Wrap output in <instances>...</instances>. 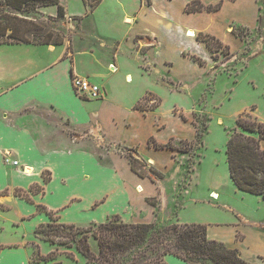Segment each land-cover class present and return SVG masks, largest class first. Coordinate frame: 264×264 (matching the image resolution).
I'll return each instance as SVG.
<instances>
[{
	"label": "rangeland",
	"instance_id": "obj_1",
	"mask_svg": "<svg viewBox=\"0 0 264 264\" xmlns=\"http://www.w3.org/2000/svg\"><path fill=\"white\" fill-rule=\"evenodd\" d=\"M92 1L95 0H85L88 5ZM140 1L104 0L102 6L91 11L82 0H60L66 8L82 18L81 25L77 16L73 19L70 18L71 13L68 16L66 9L63 16L52 13L55 5L37 6L21 14L16 11L28 19L20 23L19 36L35 42H51L62 37L74 50L76 66L81 70L104 71L105 57H115L118 43L111 42L110 51L100 44L111 41V35L122 37L127 43L120 53L123 69L112 74L114 76L110 75V79H99L108 82L105 85L112 90L113 97L108 105H93L87 109L91 117L89 123L72 124L56 110L40 105L25 109L21 120L32 126L44 150L59 147L86 149L107 166L119 159L125 169L128 168L127 160L122 156L131 152L136 156V152L139 154L138 146L144 155L151 151L147 145L150 135L160 142L169 139L176 147L183 145L181 137H196L189 141L192 145H185L188 146V156L184 161L179 160L182 170L177 182L173 177L175 166L166 165L170 155L162 152L165 149L156 153L157 163L139 155L140 161L145 164L142 168L154 178V181H141L142 191L135 196L137 207L143 209L139 214L140 220L167 224L173 220L182 202V191L187 183L192 184L196 191H205L209 187L205 176L208 169L206 162L211 158H217L221 163L226 161V143L230 131L237 127V111L250 106L243 112L255 117L252 110L257 106L259 120L264 122V0H223L218 11L203 10L196 15L184 13L185 10L183 12L185 3L191 0H154L155 9L149 6L151 10L139 14L140 27L155 32L145 38L149 46L138 47L142 60L126 40L132 30L121 21L125 12L135 10L134 14L139 13ZM219 1L202 0L205 4ZM2 11L0 3V13ZM167 13L171 17L170 25H166V19H163ZM158 17L164 21L162 24ZM187 22L199 28L195 37L187 36L186 29L177 26ZM72 24L80 25L84 32L73 34ZM200 31L218 35L224 45L230 46V50L221 46L216 52L210 51L201 40ZM19 41L0 34V42ZM88 46L96 48V55L91 56L85 51ZM151 47H154L153 51L147 55ZM191 55L201 57L204 63L200 64ZM113 64L118 66L115 61H111L109 66ZM127 72L132 76L127 80L126 75L129 83L125 82ZM75 91L84 98L77 89ZM134 100L137 101L131 106ZM114 117L118 123L113 121ZM218 118L223 119V125L218 123ZM207 127L209 131L203 139V164L200 166L194 157L196 148L202 143V138L198 140L197 134L205 132ZM14 166L21 170L25 167L21 164ZM151 168L160 171L163 177L149 171ZM62 173L75 175L76 172L73 168L70 172ZM49 175L48 172L44 173L48 178ZM107 176H110L109 171ZM160 187L163 191L166 189L165 194L169 198H174L172 213L168 214L166 203L162 204L159 198ZM19 190L16 189L15 193ZM1 192L5 196L0 195V243L7 246L3 255L5 258L10 255L7 259H11L12 264H96L88 262L78 249V241L83 240L85 235L92 250L97 253V240L93 237L92 229L88 228L95 222L61 223L54 216L50 222L38 228L35 227L36 216L20 221L17 207L11 208L6 201L10 191ZM144 195H156L160 199L159 205L153 209L145 204ZM124 216L121 215L123 219L127 218ZM37 251L44 255L54 251L57 257L33 262V255Z\"/></svg>",
	"mask_w": 264,
	"mask_h": 264
},
{
	"label": "crops",
	"instance_id": "obj_2",
	"mask_svg": "<svg viewBox=\"0 0 264 264\" xmlns=\"http://www.w3.org/2000/svg\"><path fill=\"white\" fill-rule=\"evenodd\" d=\"M82 1L91 11L104 3V0H101L94 9H91L84 0ZM144 1H140L137 9L139 10L138 14H134L135 10L131 13L125 12L121 18V21L129 25L132 30L126 36V40L129 41L140 59L139 45L140 47L149 46V42L145 38L150 34H155V32H149V30H143L140 27L139 14L144 10H151L149 6L155 9L154 0L151 3ZM184 6L186 7V5ZM55 7L56 9H52V13H57V6L55 5ZM65 9L68 16L72 14L71 19L77 16L81 25L82 18L76 15V12H72L66 7ZM184 10L185 8H183V12ZM200 12L202 11L192 13L196 15ZM128 17L132 19L131 22L127 21ZM158 18L162 24L164 21L160 17ZM163 19H166V25H170L169 22L172 23L168 13ZM80 25L72 24L73 34L84 32ZM177 26L186 29V32L188 29L195 30L196 34L199 32V28L193 23L187 22ZM109 38L111 41H102L100 46L108 47L109 50L111 42L115 41L118 44L114 52L115 57H105L104 71L78 69L74 50L64 41L61 44L53 41L0 42V195L5 196L1 191H10L6 201L10 203L11 208L17 207L20 221L36 216L35 227H37L42 223L50 222L54 216L63 223L88 224L104 222L110 215H119L120 217L125 215L127 218L121 217L125 221L145 222L140 220L139 214L143 209L137 207L135 196L138 191H142L141 181L149 179L138 176L131 169L130 161L126 156L121 155L127 160L128 168L125 169L119 159L113 160L114 164L107 166L92 151L86 149L68 150L65 147H59L44 150L40 146V141L35 137L32 126L21 120L25 109L40 105L56 110L69 119L72 124L89 123L91 117L88 116L87 109L93 105H108L113 97L112 90L105 85L108 82L99 79L103 77L110 79V75L114 76L112 74L123 69L120 53L127 43L122 37L116 35H111ZM153 48H148L147 55L153 51ZM95 49L93 46H88L85 51L92 56L96 55ZM111 61H115L118 66L114 64L109 66ZM139 62H137L138 67H140ZM141 72L143 73V71ZM75 75L88 77L92 82L99 84L104 90L103 97L94 100L81 98L72 84V78ZM126 75L131 74L130 72L125 74V82L129 83L126 81ZM137 100H134L131 106ZM249 108L250 106H246L239 109L236 118L239 113ZM257 109L256 106L252 111L259 120ZM113 121H117V119L114 117ZM218 123L223 125V119L218 118ZM208 131L209 127L202 136L201 146L194 152L196 163L200 166L203 164L201 160L203 139ZM151 137L155 138L158 143H167L169 140L160 142L154 135H150L148 138ZM229 137L230 133L228 139ZM181 138L190 141L196 139V137ZM149 139L147 145L151 151L144 155L138 146L139 154H136V157L140 158L141 154L147 160L157 163L156 153L165 149L166 151L162 152H167L170 155L169 163L166 165L175 166L173 177L177 182L182 170L179 160L184 161L188 156V151L171 148L157 149L149 145ZM262 146L264 147V141ZM226 149L227 143L225 162L221 163L217 158H211L206 162L208 169L205 176L208 178L209 184L207 190L196 191L190 183L184 187L183 199L176 209L174 219L181 223L205 224L207 236L210 239L237 248L240 255L247 261L264 264V195L252 194L238 188L230 176ZM8 155L18 159L21 165H25L23 171L14 165L5 163L4 157ZM26 167L32 168L33 172L26 173ZM73 168H75V175L62 173L63 171L70 172ZM108 171L109 177L107 176ZM45 172L50 174L48 181L44 179ZM35 185H40L42 190L30 191L31 187ZM139 188L141 189L139 190ZM16 189L27 191L31 199L28 200L17 195ZM165 190L163 191V188L160 187L159 198L162 199V204L166 203L165 208L169 214L174 209V198H169L165 194ZM148 196L144 195V201L145 204L150 205L146 201ZM38 205H43L46 209L39 210ZM150 206L155 209L152 205ZM0 245L3 246L0 250V264H12L13 261L7 259L11 256L8 255L5 258L3 255L7 246L1 243ZM166 261L167 264H189L173 254L166 255Z\"/></svg>",
	"mask_w": 264,
	"mask_h": 264
},
{
	"label": "trees",
	"instance_id": "obj_3",
	"mask_svg": "<svg viewBox=\"0 0 264 264\" xmlns=\"http://www.w3.org/2000/svg\"><path fill=\"white\" fill-rule=\"evenodd\" d=\"M147 1L151 3V0ZM100 2L101 0L92 1L89 6L94 9ZM0 3L1 9H3L0 13V34L24 42L31 41L19 36L18 28L21 22H26L28 19L18 15L16 11L21 14L37 6L56 5L57 14L59 16L65 14V7L60 0H0ZM222 5L223 0L216 4H205L201 0H192L186 4L185 11L188 13L203 10L215 12L221 9ZM8 29L11 30L8 31ZM199 35L212 52L218 51L221 46L230 50L228 44L224 45L213 34L201 32ZM53 42L61 44L63 38L61 37ZM191 57L200 64L204 63L201 57L196 55H191ZM183 118L186 117L183 116ZM236 124L239 128L236 127L230 131L226 149L230 176L239 189L252 194L264 195V147L262 146L264 122L259 121L257 117L241 112L236 118ZM205 132H198V140H201ZM189 141L182 139L181 143L183 145L176 147L169 141L158 143L155 138L151 137L149 145L157 149L171 148L188 151V146L185 145H192ZM136 154L138 153L136 152ZM126 157L130 161L131 169L138 176L154 181L151 173L142 168L145 164L140 161V158L132 152L128 153ZM149 171L158 177H163L157 169L151 168ZM44 179L48 181L50 177L44 176ZM41 190L40 185L32 186L30 189L32 192ZM16 194L28 200L31 199L30 194L22 189L17 191ZM146 201L156 208L160 199L155 195L146 197ZM38 209L45 210L46 207L38 205ZM49 212L53 215L51 211ZM174 218L167 224H159L156 222H130L123 220L119 215H113L104 222L94 223L88 227L92 229L93 237L97 240V253L92 250L85 235L83 240L78 241V249L88 262L96 264H167L166 255L168 254H173L189 264H258L245 260L237 248L210 239L207 236V226L205 224L181 223ZM43 225L44 223L40 224L38 228ZM2 247L0 245V250ZM69 255L73 256L72 253H69ZM56 257L54 251H51L48 255L37 251L34 253L32 260H54Z\"/></svg>",
	"mask_w": 264,
	"mask_h": 264
},
{
	"label": "built area",
	"instance_id": "obj_4",
	"mask_svg": "<svg viewBox=\"0 0 264 264\" xmlns=\"http://www.w3.org/2000/svg\"><path fill=\"white\" fill-rule=\"evenodd\" d=\"M72 84L77 91L86 99H99L104 95L103 88L88 77L76 75L72 78ZM6 164L19 165V160L12 158L11 155L4 157ZM23 170V168H22Z\"/></svg>",
	"mask_w": 264,
	"mask_h": 264
},
{
	"label": "bare ground",
	"instance_id": "obj_5",
	"mask_svg": "<svg viewBox=\"0 0 264 264\" xmlns=\"http://www.w3.org/2000/svg\"><path fill=\"white\" fill-rule=\"evenodd\" d=\"M127 21L128 22H131L132 21V19L130 18V17H128L127 18ZM196 35V33H195V30H193V29H188V31H187V36H191V37H193V36H195ZM131 76H127V80H130L131 78H130ZM221 123V122H220ZM25 171H26V173H32L33 172V169L32 168H30V167H26L25 168ZM141 188H139V190H140Z\"/></svg>",
	"mask_w": 264,
	"mask_h": 264
}]
</instances>
